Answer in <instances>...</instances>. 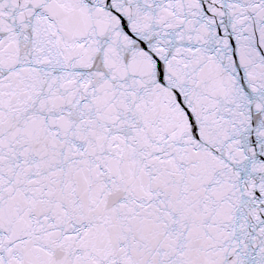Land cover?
Returning <instances> with one entry per match:
<instances>
[{
    "label": "snow or ice",
    "instance_id": "snow-or-ice-1",
    "mask_svg": "<svg viewBox=\"0 0 264 264\" xmlns=\"http://www.w3.org/2000/svg\"><path fill=\"white\" fill-rule=\"evenodd\" d=\"M0 264H264V0H0Z\"/></svg>",
    "mask_w": 264,
    "mask_h": 264
}]
</instances>
